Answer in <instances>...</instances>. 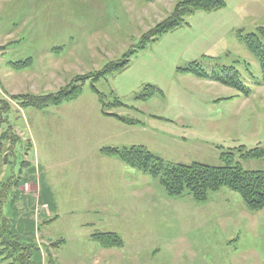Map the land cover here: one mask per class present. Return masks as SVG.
I'll return each mask as SVG.
<instances>
[{
	"label": "rangeland",
	"instance_id": "rangeland-1",
	"mask_svg": "<svg viewBox=\"0 0 264 264\" xmlns=\"http://www.w3.org/2000/svg\"><path fill=\"white\" fill-rule=\"evenodd\" d=\"M181 1L1 2L0 99L11 109L0 116V137L8 136L0 201L14 234L34 248L33 264H264V209L249 211L228 188L204 203L172 198L159 179L101 153L144 146L167 162L219 166L223 152L264 148L263 73L239 38L264 28V0L197 12L188 27L134 53ZM129 55L126 70L103 75ZM30 59L29 69L12 68ZM197 60L208 71L235 70L249 93L178 71ZM71 83L83 88L77 99L43 110L13 98ZM147 85L163 95L138 100ZM99 94L126 106L104 110ZM241 163L264 171V159ZM96 232L116 233L124 244L105 248L92 240Z\"/></svg>",
	"mask_w": 264,
	"mask_h": 264
},
{
	"label": "trees",
	"instance_id": "trees-1",
	"mask_svg": "<svg viewBox=\"0 0 264 264\" xmlns=\"http://www.w3.org/2000/svg\"><path fill=\"white\" fill-rule=\"evenodd\" d=\"M145 1L150 3L157 0ZM226 5L227 0H184L179 2L165 19L157 23L141 37L138 48L134 50V53H137L139 49H144L149 43L156 42L165 34L188 27V19L197 12H215L225 8ZM239 38L257 59L263 73L260 84L264 85V28H259L257 32L246 35L240 32ZM130 59L131 55L127 56L118 65H107L103 71V75H116L123 72L129 67ZM31 65L32 60L30 59L24 62L13 63L12 68L17 72H21L29 69ZM178 71L183 74H191L197 78L211 79L231 86L243 93H249L239 82L240 80L235 70L228 71L227 68L221 67L208 71L204 68L202 62L197 60L186 65L184 68L178 69ZM82 92L83 88L81 86L71 83L54 93L46 95L24 94L13 98L21 104L22 108L32 107L43 110L77 99ZM158 94L163 95L161 89L154 85H147L137 95V99L147 101ZM99 100L104 110L110 106L111 108L126 106L120 99L116 100V106L107 104L104 95H100ZM10 109L8 102L0 99V116L2 110L7 112ZM109 115L126 125L139 124V122L125 116L118 114ZM3 135L0 137V153L8 139L7 132ZM101 153L105 157L116 158L135 170L159 179L167 195L172 198L189 194L197 202L204 203L209 200L211 193L218 192L222 188H228L241 196L249 211L259 212L264 209V171L246 170L241 163L242 160L264 159V148L248 150L242 147L236 152H223L220 155L221 165L219 166L200 162L192 164L167 162L144 146L123 148L108 146L103 148ZM2 217V202L0 201V258L3 261L11 260V264H33L34 248L21 242L18 235L14 234L9 221ZM92 240L105 248H121L124 244L119 235L111 232H96L92 236ZM53 248L57 249L59 247L56 245ZM49 257H51V254H49Z\"/></svg>",
	"mask_w": 264,
	"mask_h": 264
},
{
	"label": "crops",
	"instance_id": "crops-1",
	"mask_svg": "<svg viewBox=\"0 0 264 264\" xmlns=\"http://www.w3.org/2000/svg\"><path fill=\"white\" fill-rule=\"evenodd\" d=\"M13 1H15V0H3V1L1 0L0 3L3 2L4 4H8V3H11V2H13ZM27 1H28V0H21V4H26ZM30 1H32V0H30ZM4 4L1 3L0 7H1V6H6V7H7V5H4ZM26 5H27V4H26ZM26 5H25V6H26ZM15 38L18 39V40H21V38H18V37H15ZM2 65H3V64H2Z\"/></svg>",
	"mask_w": 264,
	"mask_h": 264
}]
</instances>
